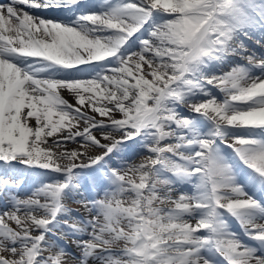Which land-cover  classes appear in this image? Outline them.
Listing matches in <instances>:
<instances>
[{
    "label": "snow or ice",
    "instance_id": "snow-or-ice-1",
    "mask_svg": "<svg viewBox=\"0 0 264 264\" xmlns=\"http://www.w3.org/2000/svg\"><path fill=\"white\" fill-rule=\"evenodd\" d=\"M261 29L264 0L0 3V264H67L65 237L79 264H264Z\"/></svg>",
    "mask_w": 264,
    "mask_h": 264
},
{
    "label": "rangeland",
    "instance_id": "rangeland-1",
    "mask_svg": "<svg viewBox=\"0 0 264 264\" xmlns=\"http://www.w3.org/2000/svg\"><path fill=\"white\" fill-rule=\"evenodd\" d=\"M258 2H261V0H258ZM41 12H43V11H41ZM68 14L71 15L70 13H68ZM42 15L45 16V17H47V18H52V17L54 18V16H51L50 12H43ZM241 39L247 45V47H248V49L250 51H254V48L257 49V47H258V49L260 48L262 50L261 53H264V47H262L261 44H257L256 43V41L257 40H261L262 37H257L255 35H252L251 34V38L242 36ZM262 44H264V40H262ZM261 53H257V54L259 55ZM229 58H230V60H233V61H229L228 60L229 62L224 63L220 68L213 69V71H216V72H227L234 65H237V64L246 65L248 63L246 59L242 58L239 55H237V56H229ZM212 91H213V93L215 95L218 96V98H222V94L221 93H218L215 88H213ZM64 99H66V98L64 97ZM196 99H201V98L200 97H197ZM179 111L182 114L192 116L193 118L203 119L202 117H198L197 114L191 113L189 111V105H181L179 107ZM117 118H122V117L120 116V114L117 113ZM49 142H51V141H49ZM164 143L166 144L167 141H165ZM67 147L69 149H71V148H75V147H79V146L78 145L69 144V145H67ZM225 152L226 153H230L231 150L230 149H225ZM147 154L148 153L145 150H141V153L140 154H137L136 156H134L132 162L133 163H136V164H139L145 158V156ZM60 178L61 177L59 176V174L51 173V172H49L47 175L41 177V179L45 180V182H50V181H53V180H56V179H60ZM21 187L24 188V191H21L19 193V198H27L28 195H31V191H34L35 190L34 188H32L31 181H28L27 186L21 185ZM184 187H185V190L186 191H190V186H184ZM92 194L95 195L94 192ZM86 195H87V193H86ZM174 195H176V193H174ZM76 199H78V197L77 198H67L64 201L65 206L68 207L71 210V216L72 217H75L77 219L81 217L85 221L92 219L96 215V211L94 209L90 210V206L89 207H86L84 204L77 203L76 202ZM42 202H43V199H42ZM125 206H127V205H125ZM0 211H3V203L2 202H0ZM63 218L69 219V217H67V216H59L58 217V219H60V220H64ZM229 221H230L231 229L233 231H235L236 233H239L241 235V238L244 241L247 242V240L249 238L248 237H245L243 235L241 228L238 227V225L236 224L235 220L234 219L231 220L230 217H229ZM9 226L12 227V228H14V229H16V227H17L15 225V222H11V221L9 222ZM236 228H238V230ZM33 234L35 235L37 233L34 232ZM198 234L199 235H206V232L204 230H201V232L198 233ZM83 238H86V237H83ZM61 241H66V240L62 239ZM252 243H254V242L252 241ZM65 244L68 245V243H66V242H65ZM67 247H69V246H67ZM123 247H124L123 242H119L117 245L113 246L112 251L114 253H120V251H121V249ZM69 256L70 255H67L65 258H69ZM71 256H72V264H79L78 257L80 256V250L76 247V245H75V252L73 254H71ZM89 264H98V262L95 261V260H93V259H90L89 260Z\"/></svg>",
    "mask_w": 264,
    "mask_h": 264
},
{
    "label": "bare ground",
    "instance_id": "bare-ground-1",
    "mask_svg": "<svg viewBox=\"0 0 264 264\" xmlns=\"http://www.w3.org/2000/svg\"><path fill=\"white\" fill-rule=\"evenodd\" d=\"M7 3V2H6ZM25 10H28V11H30L31 13H36L38 10H34V9H26L25 8ZM42 13L43 12H39V14L40 15H42ZM63 14H66V15H68V13H66V12H60V13H58V15H62V16H60L61 18L60 19H65V17H66V15H63ZM43 16V15H42ZM252 35H255V36H257V37H262V34H264V29H261V30H259V31H252V33H251ZM252 45V44H251ZM254 51L256 52V53H261L262 52V50L259 48L258 49V47H257V49L256 48H254ZM228 60L229 61H233V60H230V58H228ZM227 60V62H229ZM62 96H64L65 98H66V100L69 102V103H72V104H75L76 103V101H75V98L70 94V93H68L67 91H62ZM84 125L81 123V125H80V127L82 128ZM258 223H264V220H260V221H258ZM71 238V239H70ZM66 237V239L68 240V242L71 244V245H73V238L72 237ZM75 244V243H74ZM66 259V261H67V264H72V257L71 256H69V258H65Z\"/></svg>",
    "mask_w": 264,
    "mask_h": 264
}]
</instances>
